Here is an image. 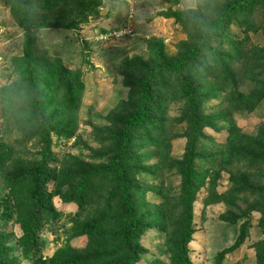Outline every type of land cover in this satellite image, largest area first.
<instances>
[{
    "label": "trees",
    "instance_id": "trees-1",
    "mask_svg": "<svg viewBox=\"0 0 264 264\" xmlns=\"http://www.w3.org/2000/svg\"><path fill=\"white\" fill-rule=\"evenodd\" d=\"M5 2L25 32L24 57L18 59V86L0 90V103L8 107L7 111L12 107L16 110L20 131L24 133L10 151L5 149L8 144L0 137V181L7 191L5 198L4 190L0 191V221L19 227L22 235L17 240L18 248L28 260L36 258L42 262L45 243L40 236L41 229L50 221L51 226H57L60 217L52 208L45 187L49 179L57 178L58 188H63V199L78 207L72 218L73 233L69 242L86 238L83 249L66 245L59 253L63 258L60 264H71L69 261L73 264H135L144 255L134 245L152 228L164 237L169 262L153 259L150 264H192L188 249L193 235L192 207L198 183L206 176L205 172L197 173L195 159L201 158L197 148L206 138L204 129L216 125V117L202 113L204 97L200 96L205 89L201 81L212 77L218 85L227 86L234 96L232 100L238 97L247 108L261 106L264 102V44L246 51L249 36L245 30L238 32L243 34L242 38L238 34L234 36L232 28L237 24L240 30L248 20L241 17L259 5L264 6V0L226 1L214 15L206 9H198L194 15L164 13L163 17H174L183 23L190 37L188 44L176 58H170L161 40H148V60L125 59L121 63L119 73L128 88L127 102L119 103L106 117L105 125L92 131L97 148L90 152L101 163L88 164L71 157L70 166L62 168L59 174L50 170L43 160L10 162L13 152L29 155L26 144L44 145L51 131L71 137L78 128L76 117L83 86L80 73L68 70L59 59L45 62L33 57L31 39L39 30L78 31L79 26L98 15L102 0ZM54 10L59 12L54 23L35 17L39 12L50 16ZM258 31L256 28L255 33ZM259 32L264 37V24ZM243 85L245 90L238 93ZM176 100L183 105L179 120L169 114V106ZM177 123L186 125L182 133L186 146L182 158L174 160L169 153ZM239 138L234 134L228 142L226 148L231 155L237 153L238 159L246 161L249 167L256 164L258 157L264 160L263 142L252 145V150L232 149L236 142L241 144ZM165 170L180 178L178 192L164 191L160 178H164ZM149 178L153 179L152 185H144L143 180ZM149 193L161 202L158 205L147 203L145 198ZM257 202L264 206V187L259 188ZM259 227L263 237L256 252L261 256L260 264H264V212ZM11 241L9 234L0 233V264H21L10 254Z\"/></svg>",
    "mask_w": 264,
    "mask_h": 264
},
{
    "label": "rangeland",
    "instance_id": "rangeland-1",
    "mask_svg": "<svg viewBox=\"0 0 264 264\" xmlns=\"http://www.w3.org/2000/svg\"><path fill=\"white\" fill-rule=\"evenodd\" d=\"M226 1L232 0H102L98 15L79 26L78 31L54 28L35 31L31 39L33 57L45 62L51 58L59 59L68 70L80 73L83 86L76 117L78 128L76 135L71 137L51 131L48 138L45 137L47 141L44 145L34 147L31 143L26 144L29 155L21 151L13 152L10 162L43 160L56 174L70 166L71 157L88 164L101 163L91 154L97 148L92 131L105 125L106 117L119 103L127 102L128 88L124 86L123 76L119 73L121 63L125 59L148 60L150 53L146 42L152 39L161 40L165 54L176 58L190 37L182 22L174 17H163V14L172 11L194 15L198 9H206L210 15H214ZM58 14V10H54L50 16L39 12L35 17L54 23ZM263 14L264 6L259 5L241 17V20H248L240 30L236 28L237 24L232 28L234 36L238 32L243 33V30L249 36L246 51L254 45L260 47L264 44V37L259 32L264 24ZM125 28L132 34L115 38L116 31ZM256 28H259L258 33H255ZM24 35V29L13 17L10 6L5 0H0V90L18 86V59L24 57ZM238 37L242 38L243 34L239 33ZM201 84L205 89L200 96L204 97L202 113L216 117V125L204 129L206 138L197 148L201 158L195 159L196 170L198 174L205 172L206 176L198 183L192 207L193 235L188 244L189 259L192 264H260L262 259L256 252V248L259 250L256 246L263 237L259 223L264 206L258 204L257 197L259 188L264 187V160L258 157L256 164L249 167L246 161L238 159L237 153L231 155L226 147L234 134L240 137L241 144L236 142L232 149L241 147L252 150V145L264 143V102L258 109L247 108L244 102L238 101V97L232 100L234 96L227 86L218 85L214 78L205 79ZM244 86L237 92L243 93ZM5 106L0 103V137L8 144L5 149L10 151L16 139L22 138L24 133L20 131L16 110L12 107L7 111L5 108L8 107ZM182 106L177 100L172 102L169 106L170 117L179 120ZM185 127L184 123H177L173 129L169 156L174 160L181 159L185 154L186 139L182 134ZM46 157L48 159L44 161ZM153 163L154 160L151 161ZM160 180L163 181L164 191H179L180 178L174 172L165 170L164 178ZM143 181L144 185L153 183L152 178ZM1 190H4V186L0 181ZM45 191L52 208L60 213V217L57 226H51L50 221L41 229L40 236L45 243L41 263L36 258L28 260L18 248L17 240L22 235L19 227L0 221V233L9 234L12 239L10 254L21 264H60L63 258L59 253L66 245L76 249H83L86 245V238L69 242L73 233L72 218L78 207L63 199V188H58V179H49ZM6 192L4 190L2 193L4 198ZM158 199L149 193L145 201L158 205L161 202ZM159 234L152 228L139 238L134 248L144 256H140L135 264H150L153 259L169 262V249L164 237ZM120 259L124 260L122 256Z\"/></svg>",
    "mask_w": 264,
    "mask_h": 264
},
{
    "label": "built area",
    "instance_id": "built-area-1",
    "mask_svg": "<svg viewBox=\"0 0 264 264\" xmlns=\"http://www.w3.org/2000/svg\"><path fill=\"white\" fill-rule=\"evenodd\" d=\"M117 33L115 34V38H123L126 36H130V32L127 30V28L120 30V31H116Z\"/></svg>",
    "mask_w": 264,
    "mask_h": 264
}]
</instances>
